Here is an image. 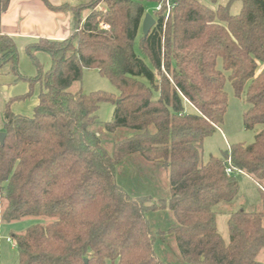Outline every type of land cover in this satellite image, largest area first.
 I'll return each instance as SVG.
<instances>
[{"label": "trees", "instance_id": "16d2710c", "mask_svg": "<svg viewBox=\"0 0 264 264\" xmlns=\"http://www.w3.org/2000/svg\"><path fill=\"white\" fill-rule=\"evenodd\" d=\"M42 1L51 10L72 11L74 29L65 39L26 46L33 76L20 73L16 44L0 33V74L29 85L2 112L0 218H43L11 235L18 263L264 264L257 259L264 249V0H229L215 9L173 0L167 18L154 13L146 35L140 32L145 0ZM234 1L241 3L235 14ZM8 3L0 0V16ZM38 53L49 56L48 70ZM87 68L117 93L71 92ZM226 80L249 104L242 123L256 133L251 143L204 160V139L226 113ZM37 83L32 115L14 114L10 102L30 97ZM102 102H111L113 113L96 127ZM110 133L119 137L108 150L103 137ZM133 155L163 167L167 197L132 196L116 182V166ZM238 171L257 185L261 207L231 212L224 240L214 207L236 197ZM163 210L172 218L164 230L148 216ZM165 239L176 244L175 262L156 253Z\"/></svg>", "mask_w": 264, "mask_h": 264}, {"label": "rangeland", "instance_id": "374dc122", "mask_svg": "<svg viewBox=\"0 0 264 264\" xmlns=\"http://www.w3.org/2000/svg\"><path fill=\"white\" fill-rule=\"evenodd\" d=\"M198 1L215 9L219 5L227 4L229 0H215V2L212 0ZM143 5L144 14H151L156 21V17L154 16L156 1L145 0ZM240 7L241 3L239 1H234L230 4V12L235 14L240 10ZM96 8L103 10V3H98ZM140 32H142L141 25ZM30 63L32 64L31 61ZM263 66L264 64H261L259 70ZM217 68H222L221 59L217 60ZM69 90L71 92L80 91L82 93H89L96 90L117 93L112 83L107 78L101 76L97 69L94 68L84 69L81 80L72 84ZM224 90L227 92L228 96L226 113L223 122L216 127V131L204 139V160H206L210 154L224 157L230 145L239 142L251 143L254 140L256 130L246 129L242 123V113L249 107V104L243 97L234 95L232 86L228 80L225 82ZM3 108L4 102H2L0 98V132L2 130L1 121ZM113 108L111 102L100 103L96 111L99 121L96 127H99L101 123L111 119ZM118 135V133L104 135V144L108 150L111 149L112 142L119 137ZM235 177L239 185V192L236 197L231 202H222L214 207L216 211L217 229L224 240L228 239L227 218L231 212L239 209L253 212L258 211L261 207L260 192L255 182L242 172H237ZM115 179L116 182L132 196L153 195L154 198H163L169 195L163 167L144 162L138 155L130 156L116 166ZM148 216L150 221L155 224V227H159L163 230L168 228L172 221L169 210L150 213ZM41 221H43V218L37 217H29L14 222H5L0 218V264H18L16 248L12 247L11 243L7 241V236L20 233L28 226ZM156 253L165 261L175 262L177 260V248L172 240L165 239L162 244L156 245ZM257 259L258 261L264 262V249L260 252ZM106 264H116V262L107 260Z\"/></svg>", "mask_w": 264, "mask_h": 264}, {"label": "crops", "instance_id": "0c3cea01", "mask_svg": "<svg viewBox=\"0 0 264 264\" xmlns=\"http://www.w3.org/2000/svg\"><path fill=\"white\" fill-rule=\"evenodd\" d=\"M48 1L53 5H61L64 3L78 5L84 4L89 0ZM85 15L86 11L84 10L81 12L82 19ZM73 29L74 14L72 11L51 10L42 0H9L8 7L0 16V33L8 35L14 40L19 55V71L21 74L28 76L35 74V68L26 55V46L38 41L40 38L50 40L65 39L72 33ZM37 56L43 69L48 70L51 65L49 56L44 53H38ZM40 89V85L38 83L35 84L30 97L16 99L10 102V110L14 114L31 116L34 107L38 103ZM28 90L29 85L26 81H17L13 75L8 73L0 74V98L4 102V108L9 100L25 95ZM11 245L15 248L12 243Z\"/></svg>", "mask_w": 264, "mask_h": 264}, {"label": "built area", "instance_id": "2783aa9c", "mask_svg": "<svg viewBox=\"0 0 264 264\" xmlns=\"http://www.w3.org/2000/svg\"><path fill=\"white\" fill-rule=\"evenodd\" d=\"M174 5H175V2L173 0H159L158 2H156V6H155L154 12L156 13V12L164 11V13H163L164 18H167L169 16V14L171 13ZM104 27H107V26L104 25ZM226 171L228 173L232 172L231 167L228 166L226 168ZM238 172H242V171H238ZM263 191H264V189H263ZM6 239H7V241L11 242L15 246L14 239H12L11 237H7Z\"/></svg>", "mask_w": 264, "mask_h": 264}, {"label": "water", "instance_id": "95a60500", "mask_svg": "<svg viewBox=\"0 0 264 264\" xmlns=\"http://www.w3.org/2000/svg\"><path fill=\"white\" fill-rule=\"evenodd\" d=\"M155 19L149 13H145L141 22V28L143 35H146L150 29L155 25ZM4 133L0 132V140L3 139Z\"/></svg>", "mask_w": 264, "mask_h": 264}]
</instances>
